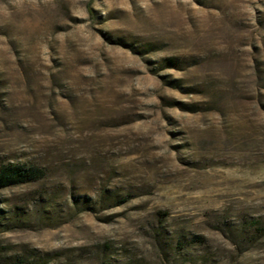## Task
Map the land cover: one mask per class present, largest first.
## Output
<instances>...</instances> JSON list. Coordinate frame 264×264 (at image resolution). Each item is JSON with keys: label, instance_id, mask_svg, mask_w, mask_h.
<instances>
[{"label": "rangeland", "instance_id": "rangeland-1", "mask_svg": "<svg viewBox=\"0 0 264 264\" xmlns=\"http://www.w3.org/2000/svg\"><path fill=\"white\" fill-rule=\"evenodd\" d=\"M7 163L1 256L264 264V0H0Z\"/></svg>", "mask_w": 264, "mask_h": 264}, {"label": "trees", "instance_id": "trees-1", "mask_svg": "<svg viewBox=\"0 0 264 264\" xmlns=\"http://www.w3.org/2000/svg\"><path fill=\"white\" fill-rule=\"evenodd\" d=\"M164 62L170 66H178V62L175 59H166ZM45 175L43 169L26 163H7L0 165V190L15 187L22 184H29L42 179ZM254 225H258L255 221ZM252 230V228H250ZM255 232L259 231L255 228ZM250 233H247L249 235ZM253 240V238H251ZM248 239V241H252ZM191 240L195 243H203L205 241L204 236L193 235ZM104 246L98 247V253H101L102 257H105ZM60 252L55 253H42L38 250L32 249L30 254H12L10 256H1L0 264H51L53 260H59ZM85 264V263H82ZM99 264H111L105 260H101Z\"/></svg>", "mask_w": 264, "mask_h": 264}]
</instances>
